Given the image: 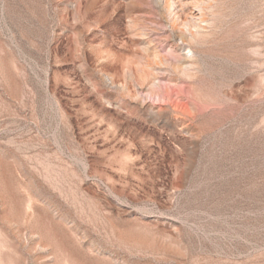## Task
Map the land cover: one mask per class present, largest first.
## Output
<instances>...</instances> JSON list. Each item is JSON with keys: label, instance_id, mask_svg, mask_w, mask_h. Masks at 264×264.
I'll return each instance as SVG.
<instances>
[{"label": "rangeland", "instance_id": "1", "mask_svg": "<svg viewBox=\"0 0 264 264\" xmlns=\"http://www.w3.org/2000/svg\"><path fill=\"white\" fill-rule=\"evenodd\" d=\"M154 1L0 0V264H264V0Z\"/></svg>", "mask_w": 264, "mask_h": 264}, {"label": "bare ground", "instance_id": "2", "mask_svg": "<svg viewBox=\"0 0 264 264\" xmlns=\"http://www.w3.org/2000/svg\"><path fill=\"white\" fill-rule=\"evenodd\" d=\"M213 0H163L162 3L155 0L158 6V13L164 22H168L167 28L170 36L184 44L187 37L190 39L197 35L206 24V13L211 8ZM136 20H133L135 24ZM102 59L110 56L109 52H101ZM191 51L186 50L185 54L174 68L178 69L184 61L189 60Z\"/></svg>", "mask_w": 264, "mask_h": 264}]
</instances>
